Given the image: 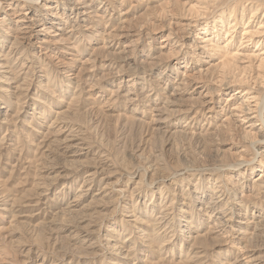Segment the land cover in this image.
<instances>
[{
  "label": "rangeland",
  "instance_id": "374dc122",
  "mask_svg": "<svg viewBox=\"0 0 264 264\" xmlns=\"http://www.w3.org/2000/svg\"><path fill=\"white\" fill-rule=\"evenodd\" d=\"M0 264H264V0H0Z\"/></svg>",
  "mask_w": 264,
  "mask_h": 264
}]
</instances>
